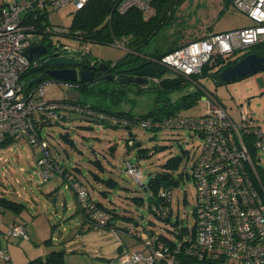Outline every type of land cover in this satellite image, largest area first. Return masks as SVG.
Listing matches in <instances>:
<instances>
[{
  "label": "rangeland",
  "instance_id": "1",
  "mask_svg": "<svg viewBox=\"0 0 264 264\" xmlns=\"http://www.w3.org/2000/svg\"><path fill=\"white\" fill-rule=\"evenodd\" d=\"M22 1L0 0V6ZM74 13L71 4L58 9L47 6V13L41 19L40 26L43 36L53 45L77 51L87 46V57L91 59L116 63L123 58L126 51L122 48L111 44L83 43L69 34ZM170 13L158 33L143 47L149 56L209 34L252 24L230 0H182ZM244 53H235L230 58L236 60ZM215 70V67L207 66L203 74L195 77V81L180 84L176 90L163 94L161 98H158V83L152 81L143 84L151 90L141 92L137 91L138 85L123 87L104 79L91 87L76 90L49 79L39 84L44 87V99L47 101L66 100L72 93L86 106H99L111 112L122 111L134 117L143 116L151 109L164 105H168L169 110L175 108L174 116L200 117L207 111L203 97L209 93L224 104V110L234 122L239 121V113L243 111L260 122V130L264 133V72L222 82L215 76ZM159 77L180 78L169 69H165ZM143 85L141 88L146 89ZM193 93L197 97L194 98ZM64 114L65 120L58 123L52 120L43 125L40 136L48 141L60 165L72 171L83 182L92 200L100 202L118 215L132 218L140 232L152 230L173 239L178 231L193 230L195 187L190 175L201 151L202 139L198 135L185 129L152 130L132 126V139L137 145L129 148L125 146L127 128H114L103 122H94L75 111H65ZM62 134L67 135V140L62 138ZM139 149L144 151L143 157H136ZM250 153L264 180V152L251 147ZM40 154L38 147L29 145L24 139L14 141L9 147L0 146V197L22 205L19 206V212L18 209L0 205V218L10 221L15 219L23 226L26 224L24 227L30 236L29 241L16 239L10 240L8 244L3 241V247L0 248L10 252L11 261L25 264L27 257L40 252L39 248L34 247L35 243L38 244V238L40 245H45L49 252L63 251L65 264H120L121 253L134 254L143 250L141 240L134 236L118 233L117 237L107 228H84L72 187L63 182L60 175L45 183L38 180L37 161ZM173 157H179V166L173 171L176 183L171 186L169 215L166 220H162L149 209L151 193L138 184L133 176L125 173L124 161L135 164L141 173V181L145 182L157 173L166 171L164 164ZM94 174L100 180L112 179L114 186L108 188L102 181L94 180ZM102 190H108L106 197L96 194ZM49 192H53L51 198L47 197ZM136 198L141 202H136ZM54 199L58 201L54 202ZM35 231H38L39 237Z\"/></svg>",
  "mask_w": 264,
  "mask_h": 264
},
{
  "label": "built area",
  "instance_id": "2",
  "mask_svg": "<svg viewBox=\"0 0 264 264\" xmlns=\"http://www.w3.org/2000/svg\"><path fill=\"white\" fill-rule=\"evenodd\" d=\"M118 14L131 9L141 13L144 21L156 16L153 0H109ZM252 22L250 26L206 35L190 41L158 59H151L161 69L174 71L189 79L200 76L206 66L216 65L221 58L245 52L256 46H264V0H230ZM88 0H23L0 6V145L9 139L25 138L29 145L41 151L37 161V178L45 183L59 174V168L49 153L47 142L39 136L35 117L46 114L58 121L62 109H75L100 116L89 106H79L61 101L44 99V87L38 85L27 97L23 95L21 76L37 61H29L24 52L33 44L34 27H26L27 15L45 14L47 6L58 9L71 4L81 10ZM43 33V30H41ZM111 45L125 49L124 41L114 40ZM68 48V47H67ZM87 56V46L81 51ZM159 76L149 81L159 83ZM71 87V84H63ZM147 87V85H145ZM205 115L195 118L169 116L123 120V123L140 125L145 129H185L202 139L201 151L192 166L190 178L195 187V217L192 231H178L172 240L157 234L136 232L128 224L127 233L139 235L143 250L119 256L120 264H264V180L255 166L250 148L264 152V133L256 121L243 111L239 122L226 113L223 106L209 93ZM113 122L119 119L110 116ZM131 144V142H130ZM126 173L141 181V173L126 163ZM66 178V177H65ZM67 183L75 192L85 227L106 228L111 217L92 204L86 191L73 178ZM149 180V179H148ZM148 180L143 182L147 184ZM159 200L168 202L171 191H158ZM159 204V202H158ZM155 216L163 219L167 208L153 206ZM118 237V232L114 231ZM2 233L0 232V239ZM7 236L28 239L23 225H14ZM9 255L0 249V262L7 263Z\"/></svg>",
  "mask_w": 264,
  "mask_h": 264
},
{
  "label": "trees",
  "instance_id": "3",
  "mask_svg": "<svg viewBox=\"0 0 264 264\" xmlns=\"http://www.w3.org/2000/svg\"><path fill=\"white\" fill-rule=\"evenodd\" d=\"M181 1L182 0H153L152 5L156 9V16L149 21H144L141 16V13L137 10L131 9L125 14H118L114 10V4L110 2L109 0H88L87 4L81 10L75 11L73 19L71 21L70 31L68 33L79 38L81 42L83 43L84 42H95V43H100V44H111L114 40L124 41L126 53L123 56V58H121L115 64H118L119 67H126L130 65V67H133L132 69L133 71H137L146 65H154L157 70H163L164 72L165 69L159 68V66L153 63L151 59H158L162 55L166 54L167 52H170L184 44L176 45L172 48H169L166 52L160 53L158 55H151V56H149L148 53H145V50L143 49V47H145L148 44V42L151 40L154 34L158 33L161 24L164 21H166L167 18L172 14L170 13V11L172 12ZM43 18H44L43 14H36V15L31 14L29 16L27 15V17L24 19L25 20L24 23L27 26L34 27L38 32L42 30L40 26H41V19ZM261 47H264V46H261ZM225 61H226L225 58H221L216 62V64L219 65V69H217L215 72L216 77L221 69H223L224 67L230 66L236 62V60H233L231 62H227V64L225 65L220 66V64L224 63ZM213 66L214 65H212L211 67ZM38 76H39V70L37 67H31L22 74L21 81L23 82L24 97H27V95L35 87H37V84H33L31 87H27V84L29 83L30 80ZM158 80H159L158 90L160 92L158 98H161L163 94L176 90L180 84H187L188 82L195 81V77L189 78V79H186L183 77L174 78V79H161V77H158ZM86 87L88 86L83 85L82 88H86ZM141 87H138L137 89L138 92L151 90L150 87H146V89H143ZM197 94L199 93L197 92ZM192 96L194 98L197 97L195 93H193ZM61 102H64V103L69 102L68 104L71 103L72 105L86 106L85 104L80 103L78 99L75 101L61 100ZM167 106L168 105H164L162 107H155L151 109L147 114L143 116H139V117H134L132 115L127 116V114L122 111L111 112L99 106H89V107L95 113H99L101 117L97 115L95 116L93 114H88L86 112H79L75 109L65 108V109L60 110L59 114L61 115V118L55 122L58 123L62 120H65V114H64L65 111H75V112L83 114L84 116H87L94 122H103L107 126L110 125L114 128H118L121 126L123 128L128 129V138L126 140L125 146L129 148H133L134 146L137 145V143L133 141L134 139H132L133 135L130 131V128L132 126L135 127V126H140V125H132V124L123 123L122 122L123 120L121 119L130 121L136 118L155 117L157 119H162L165 117L173 116L175 114V110H174L175 108L169 110L167 109ZM110 116L116 117L119 120L116 122H113L110 119ZM48 121H52V119L49 120V117L46 114H40L35 117V124L37 125L39 136H40V130L42 126L48 124ZM62 138L64 140H67V135L62 134ZM12 141L14 140L9 139L0 146L8 147L10 144H12ZM45 141L48 144L50 156L52 157L54 163L59 168L60 173L57 175L64 177L65 182H67L66 180L67 177L73 178L86 191L88 200L92 204H94L96 207H98L99 209L109 214V216L111 217V223L109 227H106V228L109 229L113 233L114 231H117L119 234L123 233V234L134 236L140 239L139 235L136 234V232L137 231L139 233H142V232H140V230L137 229L135 225L136 223L134 222V220L125 215H118L112 209L106 208L100 202L92 200V198L89 195L88 190L84 187L83 182L81 183V181L78 178H76V175L72 173V171H68L67 169L63 168L60 165V163L53 156L48 141L47 140ZM143 155H144V151L139 149L137 151L136 157H143ZM126 163H130L131 165H133L134 168L138 170V167L135 164L131 163L130 161H124L125 173H126ZM137 163H139V161ZM95 164L102 170V167L97 162ZM178 166H179V157L170 158L164 164V168L166 169V171L157 173L154 177L149 178L147 184H143L142 181L140 182L137 181L138 184L142 185L147 191L151 193L149 197V209L150 210L152 209L153 206H161V205H164L167 208L166 215L162 220H166L168 218L169 209H170L169 208L170 200L163 204V202L159 200L158 191L161 188L171 191V186L174 183H176V181L173 178V171H175ZM76 171H79V170L76 169ZM93 178L96 181H102L103 183H105V185L108 188H112L115 184V182L112 179L100 180L98 176L95 174L93 175ZM107 193H108V190H102V191H97L96 194H99L102 197H106ZM136 199H137L136 202H139V203L141 202L140 199L138 198ZM0 205L6 208H10V209L12 208L16 210L19 208H16L14 206H17V207L22 206V205L13 203L12 201H9L2 197H0ZM118 217H121L127 220L125 221V225H124L125 227L118 228L116 226V222H117L116 220L118 219ZM130 223L133 224V226L135 227V230H136L135 233H132V234L127 233V230H128L127 226ZM15 225H21V224H15ZM147 233L156 234L152 230H150V232H147ZM157 235L161 236L162 239H166L167 241L172 240V239L162 236L161 234H157ZM0 264H3V263L0 262ZM26 264H65L64 252L52 250L51 252L48 253V255L46 256L44 260H42L41 258H35L33 260L28 261Z\"/></svg>",
  "mask_w": 264,
  "mask_h": 264
},
{
  "label": "water",
  "instance_id": "4",
  "mask_svg": "<svg viewBox=\"0 0 264 264\" xmlns=\"http://www.w3.org/2000/svg\"><path fill=\"white\" fill-rule=\"evenodd\" d=\"M49 47H51L50 43L32 44L24 52L29 61L38 62L37 68L39 71L45 69V71H43V73L38 77L30 80L27 84V87H31L33 84H39L46 78H49V80L61 85L69 83L71 85L87 84L88 86H92L97 82V80H94V72H90L88 70L77 72L75 69L71 68H59L66 66H77V61L68 57L60 56L56 50L61 49V47L54 46L48 52ZM61 51H72V49L65 48L61 49ZM261 53L264 54V49H262ZM99 69L105 70L106 64L102 62ZM257 72H264V56H259L256 53H250L246 56H243L234 64L221 69L218 73V77L222 82H231L235 79H241ZM162 73L163 70H157L154 65H149L136 71V75L142 78L134 79L118 77L117 80L123 84L134 82L136 84L143 85L147 82L145 78L160 76ZM114 78L115 77L113 75L104 76V80L112 81ZM66 100L75 101L76 99H71L68 97ZM54 202H56V199H54Z\"/></svg>",
  "mask_w": 264,
  "mask_h": 264
},
{
  "label": "flooded vegetation",
  "instance_id": "5",
  "mask_svg": "<svg viewBox=\"0 0 264 264\" xmlns=\"http://www.w3.org/2000/svg\"><path fill=\"white\" fill-rule=\"evenodd\" d=\"M48 43H50V46H51L48 48L49 49L48 52L51 50V48H53L54 46H57V45H53L52 42L48 41V39L45 38L43 44H48ZM58 47H61V46H58ZM65 48H67V47H65V46L61 47V49H65ZM61 49H57L56 52H58L60 54V56H64V57L74 59L75 61H77V66H66V67H59V68H71V69H75L77 72L82 71V70H88L90 72H94V80H97V81H99L100 79H104V76H106V75H113L115 78L112 80V82L120 84L123 87L130 85V84L138 85L137 87H141L140 84H136L134 82L129 83V84H123L117 80L118 77H126V78H134V79L142 78V77L136 75V71H133L132 70L133 67H130V65H128L126 67H119L118 64H115V63H109L108 64L107 62H104V61H99L97 59H91L87 56H81L80 54L73 52V51H61ZM67 49H69V48H67ZM262 49H264V47L257 46L251 50L246 51L243 54V56H246L250 53H256L259 56H264V54L261 53ZM102 62H104L106 64L105 70L99 69L100 64ZM147 66H149V65L143 66L142 68L147 67ZM142 68H140V69H142ZM43 71H45V69L42 71H39V75L42 74ZM149 78L148 77L145 78L147 80V82L149 81ZM47 79H49V78H46L45 80H47ZM83 85L88 86L87 84H83ZM83 85H80V84L71 85V87H69V88H73L74 90L81 89L83 87ZM73 96L74 95L71 93L70 98L73 99Z\"/></svg>",
  "mask_w": 264,
  "mask_h": 264
},
{
  "label": "crops",
  "instance_id": "6",
  "mask_svg": "<svg viewBox=\"0 0 264 264\" xmlns=\"http://www.w3.org/2000/svg\"><path fill=\"white\" fill-rule=\"evenodd\" d=\"M25 21V20H24ZM24 25H25V23H24ZM26 27H32V26H27V25H25ZM32 40H33V44H42L43 42H44V40H45V37L43 36V34H42V32L41 31H38L37 32V30H35L34 32H33V34H32ZM188 43V42H187ZM254 48V47H253ZM252 49V48H251ZM246 52V51H245ZM227 58V57H226ZM225 58V62L224 63H221L220 64V66L221 65H225V64H227V62H231V61H233V59H231L230 57H228L227 59ZM240 59L242 58V56L241 57H239ZM239 58H237L236 59V62H237V60H240ZM213 67H215V69L217 70V69H219V65H214ZM216 70H215V72H216ZM217 77H218V75H217ZM219 78V77H218ZM236 80V79H235ZM74 96H73V99H77V96L75 95V94H73ZM70 97V96H69ZM214 97V96H213ZM222 106H223V108H224V104L222 103V102H220L216 97H214ZM68 101H70V100H68ZM67 103H69V102H67ZM71 104V103H70ZM241 112V111H240ZM240 114V113H239ZM252 118V117H251ZM240 120V119H239ZM239 122V121H238ZM256 122L258 123V126H259V129H261V124H260V122L256 119ZM40 128V127H39ZM20 139H24V140H26L25 138H19V139H15L14 141H16V140H20ZM14 141H12V144L14 143ZM27 141V140H26ZM28 143V142H27ZM12 144H10V145H12ZM9 145V146H10ZM8 146V147H9ZM61 178H62V180H63V182L65 181V179H64V177H62L61 176ZM70 187V186H69ZM52 193L53 192H49L48 194H47V197H49V198H51V196H52ZM74 196H75V200H76V203H77V199H76V195H75V193H74ZM56 201H58V199H56ZM78 204V203H77ZM2 206V205H1ZM4 207V206H3ZM4 208H6V207H4ZM77 209H78V205H77ZM21 210V208L19 207V209L17 210V212H19ZM2 212H4L3 211V209H2ZM81 216H82V214H81ZM80 219H81V221H83V217L81 218L80 217ZM117 222H116V226L118 227V228H123V227H125L124 225H125V221H127V220H125V219H123V218H121V217H118V219L116 220ZM15 224H21L20 222H18V221H16L15 219H13V220H5L3 217H1L0 218V231H1V233H2V236H1V239H0V247H3V241H4V243H6V244H8L9 243V241L10 240H16L15 238H11V237H8L7 236V232H8V230L13 226V225H15ZM23 225V224H22ZM26 224H24V226H25ZM83 227L84 228H88V227H85L84 225H83ZM26 229V228H25ZM26 232H27V234H28V230L26 229ZM39 233H38V231H35V235L36 236H38L39 237V235H38ZM39 239L40 238H38V244H36L35 243V248H39V250H40V252H37V253H34L33 255H31V256H29V257H31V258H29V257H27L26 258V262H25V264L28 262V261H30V260H33V259H35V258H41L42 260H44L45 258H46V256L48 255V253H49V250L45 247V245H40V243H39ZM18 240V239H17ZM30 240V236H29V234H28V241ZM37 245V246H36ZM5 250H7V249H5ZM6 252H9L8 250L6 251ZM51 252V251H50ZM9 254V261L7 262V263H5V264H18L17 262H15V261H11V259H12V257H11V254H10V252L8 253ZM122 254V253H121ZM120 254V255H121ZM119 255V256H120ZM33 257V258H32ZM23 263V262H22ZM4 264V263H3ZM21 264V263H20Z\"/></svg>",
  "mask_w": 264,
  "mask_h": 264
}]
</instances>
